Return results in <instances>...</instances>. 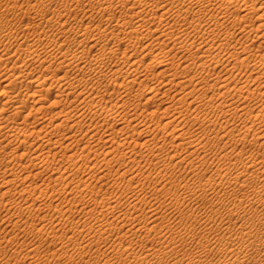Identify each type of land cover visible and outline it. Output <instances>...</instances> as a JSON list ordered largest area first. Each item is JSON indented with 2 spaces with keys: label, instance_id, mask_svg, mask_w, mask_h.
Wrapping results in <instances>:
<instances>
[{
  "label": "bare ground",
  "instance_id": "6f19581e",
  "mask_svg": "<svg viewBox=\"0 0 264 264\" xmlns=\"http://www.w3.org/2000/svg\"><path fill=\"white\" fill-rule=\"evenodd\" d=\"M46 1L47 0H36V2L34 3L27 4V10L33 8L45 10ZM49 1L59 3L63 0ZM65 1L67 2V5L63 10H61L60 8L52 10L47 9L44 13H42L43 15L41 14L42 17L40 18H42V20H38L39 23H35L38 26H52L53 24L56 25V28L52 29L54 35L48 33L46 35L44 34L46 36V40L48 39V42H57V37H65L64 42L68 39H73L77 44L76 49L78 51H74L75 53L67 51H65V53L64 51L62 52L63 48L60 44L59 50L62 52V54H59L61 55L59 59L61 60L58 66L54 69H52V67L56 61L53 62V60H55V58L58 56L53 53L55 55V58L52 59V61H50L49 58L45 57L46 55H44V53H49L51 49V46L47 44V42H43L44 48H42L41 46L37 47V45H40L38 41V44L35 42L37 45L28 44L27 47H22V44H19L16 49L12 50L10 45L4 43V40L7 41L16 39L15 41H17L20 38L26 40L30 37H28L29 34L26 33L25 35L18 37L20 34H22V32L24 33V29H20L21 27L17 30V32H19L20 34L16 33V35L12 34V30L7 33L4 32V34H1L2 31H0V79H3L1 82V85L3 86L0 87V98L2 97L0 99V185L5 188L4 191L0 192V205L7 207L13 201L19 205L21 211H23L24 209H27L29 211H41V209L44 207V203H42V201L41 203H38V199L41 196L48 194L50 191V193H53L56 190H58L60 194L62 191L67 192L68 187L75 184L79 187V189L73 190V188H71L70 191L67 192H71L70 194H73L70 199L68 198V200L71 201V204L68 203V200L67 204H65L63 203V201H60V199L59 201H56V204L49 203V205L53 204L54 208L61 213V221L66 219L65 215L67 216L69 213L72 214L74 212H78V210L74 209V206H76V201H82L86 194H92L95 190L102 191L105 188L106 190H108L109 185H114V183L111 184L113 180H107L108 174L111 173V169L116 167L110 165L114 161L119 162V166L117 165L118 169L114 168L116 170H114L113 172L115 173L116 171V174L119 175V178H121V180H126V182L130 184L135 180L141 183V177H143L144 179H149L152 177L163 178L165 176L161 175V172H156L155 175L152 172L145 174V172L142 173L138 171L136 173L137 169L143 166V162L145 165L148 164L151 166L153 164L148 160H144V155L147 154V152L159 157V160L156 162V164H174L175 166H177L188 161V164H190V166L196 170V164L199 163H196L195 161V154H198V157H200L201 153L199 154V150L206 147V144L209 141H213V139L216 138V142L218 140V142L222 141L225 143V146L222 148L226 150L225 152H223V154L221 153L220 157L218 158L219 161L222 162H218V164H222L221 168L220 166L217 168V171L218 169H220L219 173L217 172V176L213 175L210 176L209 179H205V183H203V180V184H200L201 182H199V185L195 184L191 186L189 185V183L185 185L189 188V191L191 193H196L198 190H207L208 188H210V185L213 187L217 183H226L228 185L226 188H223L224 190L221 195H217L218 199L215 202L214 200L212 202L211 200H208L212 205V209L210 210L216 215L220 216L219 219L225 223V226H222V230L220 232H216L215 234L216 239L223 242L221 246L219 245L221 244L220 242L218 244L219 247L216 246V248L218 247L217 254L219 253V259L204 263V260L207 259L206 253L208 251L210 252L211 250L209 248L210 239H208L206 235L203 236L202 239L198 237V252L190 257H186L187 259L175 257L174 259H171V261L168 260L167 264H264V254L260 256L258 254L257 258H253L254 255L251 254L252 251L256 250H262V252L264 251V231H262V229L259 227L260 223H264V152L261 151L262 153L253 154V152L252 154H247L244 151L247 148H243V150L238 149L240 148L239 146L237 147V143L239 141H250L255 145L264 144V132H262V134L259 133V130H256V128H258L260 124L262 126V123L264 122V106H261V108H256L257 103L256 105L254 104L255 106H247L249 105L248 103L242 104L246 102L244 100H247L248 97L255 92H259V95L261 94V96H264V81L258 82L257 80L258 75H264V70L260 69L261 66L264 67V53L259 54L254 58V64H251L252 59L250 56V50L254 47L253 45L255 39L254 37H252V34L254 32H256V35H258V33L261 31V33H259V37L263 38V40L258 44V49H264V1L258 4L257 1L252 0H140L139 2L134 1L133 3H130L131 0H127V2L122 5L119 10L123 13L125 18H119L121 20L116 19L118 22L114 26L112 24V19L115 17V14H111L108 10L113 9L112 6H114L113 3L115 0ZM235 3L237 4L236 6L234 5ZM215 5L221 6L225 9L226 12H228V14H232L235 17L234 24H232L233 26H228L229 24L224 25L220 21V19L213 13L212 9ZM154 7H159V9H162V13L159 16L153 14L154 18L158 19L157 21H159L160 24L163 23L167 27L162 29L161 27L154 26V28H152L151 26H149L147 29H145L146 31L144 30L145 36L149 37L150 35H154L156 39L162 41L163 45L168 39H172V41L174 42L173 47L179 48L184 47V45H186L188 49L196 47V52L192 54V56H181L178 58V60L175 59V55L173 56L169 52L170 50L164 53L160 51L161 53L158 54H156L157 51H153L155 54H150L151 52L149 54H146V52L141 58H136L132 64L129 63L130 66L129 64H127L129 67L127 69L125 68L126 70H124V65L120 67L121 63L119 64V56V58L117 57L118 59L116 58V61H114V58L121 49H119L120 46L115 42V44L111 43L112 41L110 39H107L108 42L101 43L102 41H104L102 40V38H122L120 36L126 33L127 29H130L131 32H128L127 34H130L131 37H134V39H136L135 37L140 34L139 28L144 27L145 25L140 23L143 20L142 18L145 19L148 16L149 11L151 10L150 8ZM9 9H11V7H9ZM78 9H81L84 12V17H86V15L90 13V18L88 17L90 19V24L85 25L90 29V32H87L83 28H80L84 24V20L82 19L75 22H69V14H76V11ZM96 10L102 12V14L98 18H96L94 15ZM107 14L108 16L106 17ZM252 14L256 15L257 17H254L255 19L249 20V17ZM191 15H193L192 21L188 25L184 26ZM1 18L4 17L1 16ZM5 22L7 21L4 19H0V26H3V24L7 25L8 22ZM159 22L157 25H160ZM171 22H177L176 24L182 23L181 26L183 25V28L180 31L179 28L178 33H174L173 31H171L173 29L170 28L171 30H169L168 28L171 26ZM77 23L79 24V28H74ZM66 25L70 26L69 29H64V26ZM236 29H240L239 35H237ZM30 30L33 31V29L31 28ZM115 30H117V32ZM11 34L13 35L12 38H10ZM34 35L36 38L38 37L39 40L42 37L41 32H37ZM50 36L53 37L49 38ZM198 38H201L202 40L198 42ZM131 44L132 42L130 43V45ZM96 45L100 46L99 48H97V53H94V58L85 61L88 53L90 52L89 49L97 47ZM170 45L172 46V43ZM237 48H241L239 52L236 51ZM214 49L216 52L213 51ZM233 49H235V51H233ZM126 50H128V48ZM123 52L124 51H122V53ZM170 54L172 56H170ZM132 55L133 53L131 54V56ZM135 55L136 54H134V56ZM126 57L130 58V56ZM106 59H109L114 63L108 66L111 69L110 72H108L106 67H103ZM145 62L148 63L144 65ZM141 65H144L145 68L143 67L142 69H140ZM155 66L162 68L160 71H158L159 73L157 74H161L165 78L164 81H161L159 83L156 82V84L154 83L152 85L150 84L151 86L147 93L151 95L145 98L144 104L153 102L154 105H151L153 106V108H149L148 106L146 108H143L141 107L143 104L142 98L140 99L139 96L144 95L145 92L142 94V92L140 93L141 89L135 88L136 85L141 87L146 78H148V81L149 75H153V77H155L157 72L155 71L156 69L151 70ZM180 66H184L183 71L179 70ZM222 66L224 69H221ZM250 66L251 68L253 67L252 70H249ZM42 67L49 69V72L47 73L48 75L44 73V71L41 69ZM72 67H75L79 71V73L76 75H69V69ZM148 68L150 70H148ZM192 68H196L197 70L194 74L190 75V70ZM217 68L221 69L220 73H223L221 75H225L224 78H220L221 75L218 76V73L216 74L218 78H215L216 75L213 76V74L216 73L215 70ZM62 70H64L65 73L58 76V72ZM89 70L95 71V74L91 79H87L85 76V73ZM204 74H207L208 76L205 77ZM238 74H240V78L235 79ZM254 74L257 75L254 76ZM155 78H158L157 75ZM104 80H107V82H105ZM153 80L154 79H152V82ZM159 80L161 79H158V81ZM184 81H188L186 82L188 84L184 83V86L181 85L182 87L180 86V89L182 90L179 89L180 91H178L176 88L174 89H176L177 91H173L172 87H170L172 82L174 84H177ZM91 82L97 83V86L99 88H113L116 91H122L124 89V95L122 94L123 96L121 98V101L104 105L96 100L95 96V102L92 103L81 101L78 105L69 110H64L62 108L61 110L56 112L49 111V109H51L49 107L59 106L60 102L64 99L65 96H69L75 93L76 96L87 97V95L90 93L88 87ZM255 82L258 83L255 84ZM169 83L171 84L168 87ZM112 85L114 86L112 87ZM172 91L174 93H172ZM97 92H99V90ZM160 93H163L164 95L172 93L170 97L171 99L167 100V98L165 99L164 97V100L161 99V101L159 99H156ZM48 97H50V99H48ZM263 98L264 97H262V99ZM257 99H255L254 101L257 102ZM249 101L251 100H248V102ZM47 102H49V104H47ZM198 102L204 105L206 104L208 106L207 108L210 109L205 111L206 108L203 107L205 109V112L201 111V113L194 106V104H198ZM259 102L261 103V101ZM183 104H187V106H183V108ZM242 105H246L247 107ZM143 106L145 107V105ZM130 107L132 110H130ZM245 107L246 109L248 108V110H246ZM123 108L124 110L123 112H121V109ZM7 110H10L11 114L9 116H3V114ZM245 110L248 111L251 115L241 117L238 123L234 120H232V123L230 122V119L232 117H235L236 119L239 118V116L237 117V115L241 114L243 116V114L246 113ZM86 112H90L95 115L97 114L98 117H87L86 115H84ZM49 113H51L49 115L50 117H47ZM211 114L215 117H211ZM101 115L104 116L103 122H101L102 118H99ZM186 116L193 118V123H191L192 127H194L193 124L195 122L200 123V121H207L206 123L209 122L210 126L208 125L209 127H203L201 131L199 130L200 128L197 129V131L199 130L198 136V134H195L196 131L192 132L190 131V129L189 132L188 129L186 130V127L184 129L180 126L182 124L181 120L185 119ZM179 117H181L182 119H179ZM186 121L187 120H185V122ZM105 122L110 125L117 124L119 128L113 129L112 127H107L110 125ZM202 124L204 125V123ZM105 125L107 126L104 127ZM62 128L64 130L62 132V136L59 137L57 136L56 131L61 130ZM236 130L239 132L237 133ZM77 133L81 134V136L78 137ZM141 135L144 136V140L138 141ZM85 139L87 140L85 141L82 152L78 154L77 159H75V153L67 154V152L73 150L74 141L79 144ZM231 140H234L233 142H236V145L229 146V141L230 144L232 143ZM64 141L69 142L67 144H64ZM101 142L104 144L101 145ZM169 143L170 145L168 146ZM216 144L219 145V143ZM31 146H35V150L33 152H31L30 150ZM122 146L124 147L123 150ZM9 147H11L12 149L10 151H7ZM44 147H48V149L43 150ZM59 147L61 148V150L65 151L63 158L67 159V161L86 164L89 171L85 177L80 176L77 180L73 177L71 178V175L68 173L70 165L67 164L63 165L62 163H55V165L49 168L46 167L45 163L50 159L59 160V158L57 157L59 152H53L55 148ZM184 153L185 155H183ZM235 153L237 155L236 160H233V155ZM26 156L28 157L27 159L29 160V164L23 165L22 170H20L21 172L18 173L19 171L16 170V172L18 171L16 173L14 171L15 163L22 160ZM192 156L194 158H191ZM204 156V159L206 158V156L208 157V155ZM211 156L213 158L214 155ZM189 159L191 160L189 161ZM200 159H202V157H200ZM204 161L207 160L205 159L202 162ZM213 161L217 164L215 159ZM213 161H210V163ZM198 162L201 163V161ZM204 164L202 165L204 168H206ZM122 165H124L125 169L121 168ZM94 166H98L100 168V173L96 174L94 172H91ZM107 168L109 169V171H106L108 170ZM49 169L53 170L52 173H50V175H48L46 178H42V181L38 184H35V180L40 179L38 175H44V172L46 170L50 171ZM141 171H143V169ZM200 173H202V171ZM210 173L211 172H209V174ZM199 175L201 177V174ZM114 178L116 179V175ZM144 179L142 180L145 181ZM94 181L102 182V184L98 186L96 183H94ZM178 182L181 183L182 179L181 181L178 180ZM175 185H178V183H176ZM220 186L221 185H219V187ZM248 187H252V191L248 193L247 196L240 197L244 190ZM234 190H238L242 193H238ZM210 191L212 190L210 189ZM218 191L216 192L218 193ZM136 194H134L133 196L128 195L130 198L128 197L127 199H125L124 203L130 207L129 209L132 208L133 211H140V208H143V203L150 204V201H147L148 199L146 200L145 196L138 197V194ZM157 194L159 193L157 192ZM16 195L17 197H20L19 200L17 197H15ZM33 195L35 196L31 197ZM205 196H207V193ZM94 198V201L97 205L103 203L105 205L109 204V206L107 211H105L104 208H101L95 215H92L89 213L88 205L82 202L84 206L79 211L85 214L87 213V216L88 214L93 216L95 218V222H97V225H99V229H95V227L97 226L96 223L94 222L96 226L92 225V222H90L89 219L86 218L87 222L83 225V227L85 228L87 225V228H89V230L86 232L87 236L90 233L94 232L92 233V236L98 234L99 236H97V238L103 242V240H105V237L108 238L105 234H112V232L120 233V230L122 228L126 229V231L122 235H119V237L128 233L135 235L139 233L141 229H144L141 222L132 223V219H130L131 217L128 218L127 216L128 219H124L123 217H121V214L115 212L114 209H111L114 205H116L113 203L114 200L112 201L107 199L108 201H106L103 198L98 199V196H95ZM257 199L262 201L263 203L260 206V210L247 217V204ZM115 201L120 200L115 199ZM119 203L120 202H118L117 204ZM121 203H123V200ZM152 203L153 202H151V204ZM151 204L149 206V210H152V214H157V208H154ZM176 204H178L177 201ZM216 205L224 207L226 212L222 213L219 210H214L213 208ZM127 210L125 211L127 212V214H129V211ZM130 212L132 213V211ZM70 214L67 216V218L70 217ZM108 214H110L109 217H112V220H109L110 218H108ZM132 214H129V216ZM157 215L155 216L157 217ZM232 218H235V220H233ZM39 219L41 220L42 217H40ZM213 221H216L215 218ZM90 223L91 225H88ZM59 226L60 222H56L55 224L51 225L50 229H48L45 228L44 225H41L39 221V224H32L31 232L33 231V234L35 233V236L37 234V236L40 237L39 239H44L49 236L53 237L54 242H58L57 244L59 245V247H63L66 243V239H68L69 237L73 238L74 236H76L77 232L79 234L80 232H84L83 228L81 229L75 227V229H72L71 232L65 231L64 233L58 235L57 230ZM146 227L147 226L145 225V228ZM157 227V224H152L148 226L147 229L149 230V232H151V230H153L154 232ZM44 233L52 234L48 236L41 235ZM154 234L156 235L157 233ZM198 234L199 233H197V235ZM192 237L194 240L195 234H193ZM93 238L91 239L90 237L89 240L93 241ZM176 239H173L174 242L176 241ZM183 241L185 242V239ZM115 244L116 243H114L113 245ZM121 246L123 245H116L112 248L113 250H115ZM128 246L129 245H127L126 247ZM126 247L124 249H121L120 251L125 252L127 255H130L133 258L134 262L139 264H161L163 258L167 254H169V251L166 249H158L155 260L152 261V258H150V256L145 252V255L142 256L138 252L136 253L134 251H131L132 249ZM37 250L38 246H31L28 250V254L33 255V252H35L36 254ZM262 252L260 254H262ZM57 253L58 250L52 253L53 258L54 256H57ZM151 253H153V251ZM154 254H156V252ZM114 255H118V252H116V254ZM39 258H41V256ZM109 259L110 258L108 257L102 264H107L109 262Z\"/></svg>",
  "mask_w": 264,
  "mask_h": 264
},
{
  "label": "rangeland",
  "instance_id": "374dc122",
  "mask_svg": "<svg viewBox=\"0 0 264 264\" xmlns=\"http://www.w3.org/2000/svg\"><path fill=\"white\" fill-rule=\"evenodd\" d=\"M134 1L139 2L140 0H131L130 3H133ZM252 1H257L258 4H260L264 0H252ZM34 2H36V0H0V19L6 20L8 23L7 22H5V23H7V25H9V26H7L6 24H3V26L4 25H6V26H4V27L3 26H0V31H2L1 34H4V32L7 33V32H10L12 30V34L13 35H16V33L20 34L19 32H17V30L21 27L20 29H24V33L22 32V34H20L18 37H21L22 35H25L26 33L29 34V35L28 34L27 35H28V37L29 36L30 37L28 39H26V40H23L22 38H20L17 41H15L16 39L15 40L14 39L7 40V41L4 40V43L10 45V47L12 48V50L16 49L19 46V44H22V47H27L28 44H35V45H37L39 43L40 45H37V47L38 46L39 47L41 46L42 48H44L43 47V45H44L43 42L44 43L47 42V44H49L51 46L50 48L52 50L50 49V52L49 53L48 52H45V50H44L45 53L44 52L43 53H44V55H46L45 57L49 58V60L52 61V59L55 58L54 57L55 55L58 56V57L55 58V60H53V62L56 61L54 63V65H53V67H52V69H54V68H56L58 66V64H59V62L61 60V59H59V57L61 56L59 54H62L63 51H64V53H65V51H67V52H73V53L77 52L78 51L76 49L77 48V44H76L75 40H73V39H68V40H66L64 42L65 37H61V38L60 37H57V42H48V39L46 40V36L45 35L47 33L54 35V33L52 32V29L53 28H56V25L53 24L52 26H45V25L44 26L43 25L38 26L35 23H37V22L39 23L38 20H42V18H40V17H42V15H43L42 13H44L47 9L52 10V9H59L60 8L61 10H63L65 8V6L67 5V2L65 0H63V1L59 2V3H56V2H51V1L47 0L46 3H45V10H43V9H36V8L27 10L28 9L27 8V4L34 3ZM126 2H127V0H115L114 3H113L114 6H112L113 9L112 10H108L111 14L112 13L115 14V17L112 19L113 26L117 24V22H118L117 20L119 18H125L124 15H123V13L121 11H119V10H120V7L122 5H124ZM234 5L236 6L237 4L235 3ZM6 7H8V8H6ZM9 7H11V9H9ZM6 9H8V10H6ZM150 9L151 10L149 11L148 16L147 17L145 16L146 17L145 19L142 18L143 20L141 22L139 21L140 23H142L143 25L145 24V25H144V27L139 28L140 29L139 30L140 31L139 33L140 34L137 37H135L136 39H134V37H131L130 34L129 35L127 34L128 32H131L130 29H127L126 30V33H124V34H122V36H120L122 38H125L126 40L125 39H122V38L114 39L113 37H109V38L107 37L105 39L102 38V40H104V41H102L101 43L108 42V40L110 39L112 41L111 43H113V44L117 43V45L120 46L119 47V49L121 48L120 51L121 50L124 51L123 53H122V51L121 52L119 51V53H118L119 55L117 54L116 57L114 58V61H116L115 59L118 56L120 57V58L118 57L120 59L119 64L121 63L120 64V67L122 65L125 66L124 67V70H126L130 66V64L133 63V61L136 58H138V57L141 58L146 52H147L146 54H149L150 52H151L150 54H153L154 52L157 51L156 54H158V53H161L160 51H162L164 53V52H168L170 50L169 52L173 56L174 55L176 56L175 57L176 60H178V58L181 57V56H192V54H194L196 52V47H194L192 49H188L186 45H184V47H179V48L173 47L174 42L172 41V39H168L166 41L167 43L165 42L167 45L165 43L163 45L162 41L156 39V37L154 35H150L149 37H146L145 36V31H146L145 29H147L149 26H151L152 28H154V26L155 27H161L162 29H164V28L167 27L163 23H161L162 24V26H161L160 22L157 21L158 19H155L154 16H153V14L159 16L162 13V9H159V7H154V8H150ZM212 11L220 19V21L224 25H228L229 24L228 26H233L232 24H234L235 17L232 14H228V12H226L224 8H222L219 5H215L213 7ZM89 14L86 15V17H84V12L81 9H78L76 11V14L75 13H72V14H69L70 16L68 15L69 16L68 20L70 19L69 22H75V21H78L80 19L84 20V24L80 28H83L85 31L90 32V29L85 26L87 24H90V22H89V20H90L89 19L90 18L89 16L90 15ZM101 14H102V12L101 11H98V10H96L95 13H94V15H95L96 18H98ZM1 16H3L4 18H1ZM107 16H108V14L106 15V17ZM251 16H250L251 18L249 17V20L250 19H255L257 17L254 14H252ZM192 17H193V15H191L188 18L187 23L185 22L186 24L184 26L188 25L192 21ZM127 18H130V17H127ZM119 20H121V19H119ZM152 21H153V23H152ZM158 22H159L160 25H157ZM171 23H170L171 26L168 25V26H170L168 28H169V30L173 29L171 31H173L174 33H178V29L180 28L179 29V31H180L183 28L182 27L183 25L181 26L182 23L181 24L180 23L179 24H176L177 22L176 23L175 22H171ZM32 24H34L36 27L34 25H32ZM172 25H173V27H172ZM9 27H10V29H9ZM29 27L31 29H33V31L30 30ZM69 27H70L69 25H66V26H64V29H69ZM75 27L79 28V24L77 23L76 26H74V28ZM28 31L31 32V33H29ZM115 31L117 32V30H115ZM143 31H144V33H143ZM34 32L35 33H37V32L40 33L41 32V34H42V37L40 39L41 42H40V40H39L38 37H37L38 39L35 37V35H34L35 33ZM236 32H237V35H239L240 34V29L239 30L236 29ZM259 33H261V31ZM259 33H258V35H256V32H254L252 34V37H254L255 41H254V45H253L254 47L250 50V56H251V59H252L251 64H254V62H255L254 58L257 55L264 53V49H262V48H259L258 49V44L263 40V38L259 37ZM12 34H11V37L10 38H12V36H13ZM140 35H141V38L142 39L140 38ZM52 37L53 36H50L49 38H52ZM54 38H55V36H54ZM201 40H202L201 38H198V42H200ZM35 42L36 43L38 42V43L36 44ZM131 42H132L133 45L132 44L130 45ZM171 43H172V46L170 45ZM60 44H61V46L63 48L62 52L59 50ZM96 46L97 47L91 48L92 50L89 49L90 52L88 53V56L86 57L85 61H87V60H89L91 58H94V55L97 53V48H99L100 45L99 46L96 45ZM162 46H163V48H162ZM170 46L173 47V48H171ZM127 48H128V50H126ZM162 49H165V50H162ZM240 49L237 48L236 51L239 52ZM158 50H159V52H158ZM125 51H126V53H125ZM213 51L216 52L215 49ZM233 51H235V49H233ZM53 53H55V55ZM130 53L131 54L133 53V55L131 56ZM134 54H136L135 56H137V55L138 56L135 57ZM171 54H170V56H172ZM125 55L126 56H130V58L129 57L127 58ZM50 57H51V59H50ZM123 57L124 58L126 57V58L124 59ZM147 63L148 62H145L144 65H146ZM112 64H114V63L111 60L106 59V61L103 64V67H106L107 70H108V72H110L111 69L108 66H110ZM127 64H129V66ZM144 65H141L140 66V69H142L144 67ZM183 68H184V66H180L179 67V70H182L183 71ZM220 68L219 69L217 68L215 70L216 73L213 74V76H215L217 73H218L217 74L218 76L221 75V74H223V73H220V70L221 69H224L223 66H222L221 69ZM249 68H250L249 70H252L253 67L251 68V66H250ZM41 69L44 71L45 74H47L49 72V69L48 68L42 67ZM161 69H162L161 67H156V66L153 69H151V70L157 71L156 72V75L158 77L157 79L155 78L156 75H155V77H153V75H149V80L147 81L148 78H146L145 82L141 85V87L138 86V85H136V88L135 89H141L140 93L142 92V94L144 92L146 93V95H145V93H144V95H142L143 97L142 96H139L140 99L142 98L143 104H142L141 107H143V108H146L147 106L149 108L150 107L153 108V106H151V105H154L153 102L148 103V104H146V103L144 104V102H145V98L147 96H150L151 95V94L147 93L149 91V89H150V86L152 84H154V83L156 84V82L159 83L161 81H164V78L165 77L163 75H161V74H157V73H159L158 71H160ZM260 69L261 70H264V67L261 66ZM148 70H150V69L148 68ZM196 70H197L196 68H192L190 70V73H191L190 75L194 74L196 72ZM64 73H65L64 70L59 71L58 72V76L63 75ZM78 73H79V71L75 67L70 68L69 69V72H68L69 75H76ZM94 74H95V71L89 70V71H87L85 73V76H86L87 79H91V78H93ZM239 75L240 74H238V76L235 77V79L240 78ZM256 75L257 74H254V76H256ZM150 76H152V77H150ZM204 76L207 77L208 75L207 74H204ZM216 76H215V78H218V76L217 77ZM224 76L225 75H221L220 78H224ZM152 79H154L153 82H152ZM158 79H161V80L158 81ZM2 80L3 79L1 78L0 79V87L3 86V85H1L2 84L1 83ZM257 80H258V82H263L264 81V75L263 74L258 75ZM105 82H107V80ZM186 82H188V81L180 82V83H177V84H174L172 82V84L171 83L168 84V87L171 84L170 87H172L173 91H177V90L180 91V90H182L180 88L182 86H184L185 85L184 83H186ZM257 83L255 82V84H257ZM186 84H188V83H186ZM254 85H252V86H254ZM113 86L114 85H112V87ZM198 87H200V86H198ZM174 88H176L177 90L174 89ZM88 89H89L90 93L87 95V97H84V96H76L75 93L72 94V95H69V96H65L64 99L60 102V105L59 106L49 107V108H51V109H49V111L56 112V111L61 110L62 108L64 110H69L71 108H74L81 101H86V102L92 103V102H95V96H96V100H98L99 102H101L104 105L105 104H112L113 102H117V101L120 102L122 96L124 95L123 94V90L124 89L122 91H120V90L119 91H116L113 88H111V89H106V88H103V87H100L99 88L97 86V83H95V82H91L89 84ZM98 90H99V92H97ZM110 90H112V91H110ZM113 91H116L117 93L116 92H113ZM173 91H172V93H174ZM172 93L171 94H166V95H164L163 93H160L157 96L156 99H159L161 101V99L164 100V98L165 99L167 98V100H170L171 99L170 97H171ZM255 93L252 94L251 96H249L247 100H244L246 102L245 103H242V104H247L248 103L249 105H247V106H255L256 103H257L256 108L257 107L258 108H261V106L263 107L264 106V98L262 99V97H264V96H261V94L259 95V92H255ZM257 93H258V95H257ZM48 99H50V97H48ZM255 99H257V102L254 101ZM248 100H251V101L248 102ZM242 101H243V99H242ZM259 101H261L262 104ZM251 102H252L253 105L251 104ZM253 102H255V103H253ZM47 104H49V102H47ZM199 104H201V103L198 102V104L196 103V104H194V106L200 112L201 111L202 112H205V111H207V110L210 109V108H207L208 106L206 104L205 105L204 104L199 105ZM143 105H145V107ZM196 105L198 107L200 106L199 107L200 109ZM183 106L186 107L187 104L186 105L183 104L182 107ZM242 106H246V105H242ZM203 107L206 108V110ZM246 107H245V109H246ZM191 108H194V107H191ZM251 109H253V108H251ZM123 110H124V108L121 109V112H123ZM130 110H132L131 107H130ZM246 110H248V108ZM246 110H245L246 113H244L243 116L241 114L240 115H237V117L239 116V118H236V119H235V117L234 118L232 117L233 119L231 118L230 119V122L232 123L233 122L232 120H234V121H236L238 123L241 117L250 116L251 114L248 111H246ZM10 114H11V111L10 110H7L3 114V116H9ZM50 114L51 113H49L47 115V117ZM84 115H86L87 117L92 116L91 118H95V117L97 118L98 117L97 114L95 115V114L90 113V112H86ZM188 117L189 116H186L187 119L186 118L185 119H182L181 117H179V119H182L181 120L182 124L180 126L183 127L184 129L186 127V130L188 129V131L190 129H191L190 131H192V132L193 131L194 132L196 131L195 134H198V136H199V132H198L199 130L201 131L203 129V127H206V126L209 127L210 126L209 122L206 123L207 121L206 122L205 121L204 122L200 121V123L199 122L198 123L195 122L193 124L194 127H192L191 123H193V118L192 117H189L188 118ZM211 117H215V116L211 114ZM91 118H89V119H91ZM99 118H102L101 119L102 120L101 122H103L104 116L101 115ZM185 120H187V121L185 122ZM107 122H111V121H107ZM107 122H105V123H107ZM202 123H204V125ZM108 125H110V124H108ZM113 125H110V126L105 125L104 127H106V126L107 127H110V128L112 127L113 129H118L119 128V126L117 124H113ZM201 125H202V127H201ZM197 129H199V130L197 131ZM63 130H64L63 128L61 130H57L56 131L57 132V136L61 137ZM256 130H259V133L264 132V122L262 123V126L260 124V126L258 128H256ZM236 132L238 133L239 131L236 130ZM77 136L80 137L81 134L77 133ZM143 138H144V136L141 135L139 137V140L138 141L144 140ZM86 140L87 139H85L84 141H82L81 143H79L80 145L76 141H74L73 142V150L70 151V152H67V154L75 153V159H77L78 158V154H80L82 152V149L84 147V144H85V141ZM211 141H209L210 143L208 142L206 144L207 145L206 147L201 148V150H199V154L201 153L200 154L201 155L200 157H202V159H200V157H198V154H195V156L193 155L195 157L196 163H199V164H196L197 166L195 167V168L199 169V170L196 169L198 172L194 168H192L190 166V164H188V161L185 162V163H182L180 165H177V166H175L174 164H170V165L169 164L163 165V163L156 164V162L159 160V157L153 155L152 153H148L147 152V154L144 155V160L145 161L148 160V161L152 162L153 164L150 166L148 164L145 165L144 162H143V164H142L143 166L142 167H140L138 169L136 168L137 169L136 173L138 171L139 172H142V173L145 172V174H147L149 172H152L155 175L156 172H161V175H165V176L163 178H161V177H159V178L152 177V178H149V179H144L143 177H141V179H140L141 180V183H139L138 181L135 180V181H133L130 184V183H127L126 180H124V181L121 180V178H119V175L116 174V171H115V173L113 172L114 170L118 169L117 165L119 166V164H118L119 162L114 161L110 165L111 166H116V167H114L116 169H114V168L111 169V171H110L111 173L108 174V177H107L108 178L107 180H110V181L113 180L111 182V184L114 183V185L113 186H110L109 185L108 186V190H106V188H105L102 191H96L95 190L94 193H92V194L91 193L90 194H86L85 197L83 198V200L82 201H79L80 203L76 201V206H74V209L78 210V212H74L72 214L69 213L70 214V217L69 218H67V216L69 214L67 216L65 215V218L66 219L61 220V221H60V218H61L62 215H61L60 212H58V210H56L54 208L53 204H56V201H59V199H60V201H63V203L67 204L68 198L70 199L73 196V194H70L71 192L70 193H67V192L70 191L71 188H73V190H78L79 189V187L77 185H75V184L70 185L69 186L70 188L68 187L67 192L66 191H62L61 194H60V192L58 190H56V191L54 190L55 192H53V193H50L51 192L50 191L49 192L50 194L48 193V194H46L44 196H41L38 199V203H41V201H42V203H44V205H43L44 207L41 209V211L40 210L29 211L27 209H24L23 211H21V209L19 208V205L16 202H13V201L7 207H4V206L0 205V264H3V263H5V264H46V263L47 264H52V263L53 264L54 263L55 264H60V263L61 264H64V263L65 264H102L108 257L110 259H109V262L107 264H139V263L134 262L133 258L130 255H127L125 252H121L120 251L121 249H124L127 245H129V246L126 247V248L132 249L131 251H134L136 253L138 252L142 256L145 255V253L148 254L150 256V258H152V261L155 260V256L157 255L158 249L159 250L161 248L166 249V250L169 251V254H167L163 258L161 264H167L168 263V260L171 261V259H174L175 257L176 258L187 259L186 257H190L193 254H195L196 252H198L199 251V247L197 245L198 240H199L198 237H200V239H202V237L203 236H206V235H207V238L210 239L209 248L211 249L210 250L211 253L209 251H208L209 253L208 252L206 253L207 259L204 260V263H208V261H211V260L212 261L218 260L219 259V253L217 254V248L219 247L218 244L220 242L221 244H219V245L221 246L223 244V242L220 241V240H217L215 234H216V232H220L222 230V228H223L222 226H225V223L219 219L220 216L216 215L214 212H212L210 210V209H212V207H211L212 205L210 204V201H208V200H211V202L214 200V202H215L218 199L217 195L218 194L221 195L222 192H223V190H224L223 188H226L228 185L226 183L225 184H221V183L219 184V183H217L216 185H214L215 187L214 186L212 187L210 185L209 186L210 188H208L207 190H198L196 193H191L189 191V188L185 185V184H188V183L191 186L192 185H195V184L199 185L198 184L199 182H201L200 184H203V183L206 182L207 178L209 179L210 176H213V175L215 176L217 174V172L219 173V170L220 169H218V171H217V168L219 166L221 168V166H222L221 163L222 162L219 161L218 158L220 157V154L221 153L223 154V152L226 151V150H224L222 148V147L225 146V143L222 142V141H219L218 142V140L216 142V138L213 139L214 143H213V141L212 142ZM233 141L234 140H231V142H232L231 144H230V141H229V146L236 145V142L234 143ZM64 142H65L64 144H67L69 141H64ZM215 142L216 143H219V145L216 144ZM246 142H247V145H246ZM100 144L103 145L104 143L101 142ZM169 145H170V143L168 144V146ZM238 146L240 147L238 149H243V148L245 149V148H247L246 150L243 149L247 154H252L253 152H254L253 154L264 152L263 151L264 144H262V145H255V144H252L250 141L249 142L248 141H245V142L244 141H239L237 143V147ZM123 148L124 147L122 146V150H123ZM11 149L12 148L9 147L7 149V151H10ZM47 149H48V147H44L43 150H47ZM30 150H31V152H33L35 150V146H31ZM57 151L59 152V154L57 156L59 158V160H52V159H50L48 162L45 163L47 168L55 165V163H62L63 165H66V164L67 165H70V168L68 170V173L71 175L70 176L71 178L73 177V178H75L77 180L80 176H84L85 177L87 175L89 169L87 168L86 164H84V163L79 164V162L74 163L72 161L69 162V161H67V159L63 158V155L65 154V151L64 150H61L60 147L59 148H55L53 150V152H57ZM214 153H216V154H214ZM203 154L204 155H208V157L206 156V158H205L208 161V163H207V161L202 162L203 160H205L204 159L205 156ZM183 155H185V153ZM211 155H214L213 158H212ZM193 156L191 158H194ZM236 156L237 155L235 153L233 155V160H236ZM27 158L28 157L26 156L22 160L17 161L15 163V168H14L15 169L14 170L15 172H16V170H18L19 172L18 171L17 172L20 173L21 172L20 170H22L23 165L29 164V160ZM60 158H62V159H60ZM0 159H1V155H0ZM214 159L217 162V164H218V162H221V163L218 164V166H217V164L213 161ZM190 160L191 159H189V161ZM209 160L210 161H213V162L210 163ZM198 161H201V163L198 162ZM112 164H114V165H112ZM202 164H204V166L206 168H204ZM207 164H210V165L212 164L211 165V169H210V165H207ZM98 166H100V165H98ZM98 166H94L92 168L91 172H94L96 174L100 173V168ZM121 168L122 169H125L124 165H122ZM142 169H143V171H141ZM200 169H202V170H200ZM49 170L50 171L46 170L47 172L45 171L44 172V175H38L40 179H36L34 183L35 184H38L39 182L42 181V178H46L48 175H50V173H52L53 170L52 169H49ZM203 170H205L206 172L203 171ZM106 171H109V169L106 170ZM201 171H202V173H200ZM208 171L211 172V173L209 174ZM196 174H197V178H196ZM199 174H201V177L202 178L200 177ZM207 174H209V175H207ZM115 175H116V179L114 178ZM204 176H205V178H204ZM142 179H144L145 181H143ZM181 179H182V182L179 183L178 180L181 181ZM203 180H204V182H203ZM94 183H96L98 186L102 184V182H97V181H94ZM176 183H178V185H175ZM219 185H221V186L219 187ZM222 185H223V187H222ZM164 186H166V187H164ZM158 187H159V189H158ZM210 189L212 191H210ZM4 190H5V188L2 185H0V192H2ZM199 191H201V192H199ZM202 191H204V192H202ZM216 191H218V193ZM234 191H237L238 193H242V192H240L238 190H234ZM251 191H252V187L246 188L244 190V192L241 194L240 197L247 196V194L250 193ZM155 192H156V194H155ZM157 192L159 194H157ZM136 193L138 194V197H140V196L144 197L145 196L146 197V200L148 199L147 201H150V204H151V202H153L151 205H153L154 208H157V214L158 215L157 214H152V210H149L150 209L149 208L150 204H146V203H143V205H142L143 208L142 209L140 208V211L139 210L133 211L132 208L129 209L130 207L127 204H125L124 201H125V199H127L129 197L128 195L133 196ZM206 193H207V196H205ZM27 195H29V194H27ZM83 195H82V197H83ZM208 195H209V197H208ZM34 196L35 195H33L31 197H34ZM55 196H57L58 198L55 197ZM95 196H98L99 197L98 199L103 198L106 201H108V200H112L113 201L114 200L113 203L116 204V205H114L111 209H114L115 212L121 214V217H123L124 219L127 218V216H128V218L131 217L130 219L136 220V221H132L131 220L132 223L133 222H141L143 224V228L144 229H141V231L139 233L135 234L136 236L134 234H129L128 233L126 235L124 234L123 236H120L119 237V235H122L126 231V229L122 228L120 230V233L121 234L118 233V232L117 233L116 232H112V234L111 233L110 234H105L108 237V238L105 237V240L107 242L105 240H103V242H102L100 239H98L97 236H99V235L96 234V233H95L96 235L92 236V233H94V232L90 233L87 236L86 235V232L89 230V228H87V225H86L85 228L83 227V225L86 224V222H87L86 221V218H88L89 221L92 222V225H95V223L97 225V222H95V218L93 216H91L90 214L95 215L98 212V210H100L101 208H104L105 211H107L108 206H109V204H106L105 205L103 203L97 205L96 202L94 201L95 200V198H94ZM15 197H17V195ZM17 198L19 200L20 197H17ZM52 199H53V201H52ZM115 199H118L120 201H115ZM178 199H180V200H178ZM122 200H123V203H121ZM176 201H177L178 204L180 202V204L179 205L176 204ZM82 202L84 204L88 205V209H89V213H90V214H88V216H87V213L85 214V213H82V212L79 211L84 206V204ZM115 202H117V203L120 202V203L117 204ZM49 203H53V204L49 205ZM68 203L71 204V201L68 200ZM262 204H263L262 201H260L258 199L255 200V201H253V202H251V203H249V204H247V206H246L247 215L246 216L248 217L249 215H251V214L256 213L257 211H259L260 210V206ZM127 209H129V210H127ZM213 209L214 210H219L222 213H225L226 212L225 208L222 207V206H220V205L214 206ZM125 210L129 211V214H132L133 213L132 214L133 216L132 215L129 216V214H127V212ZM130 211H132V213ZM155 215H157V217ZM5 216H6V219H5ZM109 216H110V214H108V218H110L109 220H112V217H109ZM40 217H42L41 220L39 219ZM3 218L5 219V221H4ZM214 218L216 220L215 222L213 221ZM233 220H235V218ZM39 221H40V224L41 225H44L45 228H48V229H50V227H51L52 224H55L56 222H60V226L58 227V230H57V234L58 235L64 233L65 231L71 232L72 229H75V227H78V228H81V229L83 228L84 232L83 233L80 232V234L77 232L76 236L73 237L74 239L72 237H69L70 240H69V238L66 239L65 245L63 247H59V245L57 244L58 242H54L53 237H50L49 236V237L44 238V239L43 238L42 239H39L40 237L37 236V234L35 236L34 235L35 233L33 234V231L31 232L32 224H34V223L39 224ZM148 223H149V225H148ZM152 224H157L158 227H157L156 230H154V232H153V230H151V232H152V234H151V232H149V230L147 229V227L150 226V225H152ZM88 225H91V223L88 224ZM145 225L147 226L146 228H145ZM259 227L262 229V231H264V223H260L259 224ZM19 228H21V229H19ZM95 229H99V225H97L95 227ZM28 230H30V231H28ZM168 230H171V231H168ZM154 233H157L158 235L157 234L155 235ZM192 233L195 234L194 240H193V237H192L193 236ZM197 233H199V234L197 235ZM51 234L44 233V234H41V235L48 236V235H51ZM148 234H149V236H148ZM4 235H5V237H4ZM137 235H138V237H137ZM140 235H141V237H140ZM182 235H184V236H182ZM89 236L91 237V239L94 237L93 238L94 240L93 241H90L89 240L90 239ZM176 238H179V239H176ZM181 238H182V240H181ZM85 239H87V240H85ZM173 239L174 240L176 239V241L174 242ZM184 239H185V242L183 241ZM121 241H123V242H121ZM117 242H119V243H117ZM120 242H121V244L123 246H121V247L113 250L112 247H114L116 245L117 246L121 245ZM213 242L215 243V245H214ZM114 243H116V244L113 245ZM187 243H189V244H187ZM213 245H214V247H213ZM31 246H33V247L38 246V250H37L36 254H35V252H33V255L28 254V250L30 249ZM107 246H108V248H107ZM169 246L172 248V250H171V248ZM216 246H218V247L216 248ZM109 248H111V249H109ZM174 248H175V250H174ZM155 249H156V251H155ZM57 250H58L57 256H54V258H53L52 253L54 251H57ZM96 251H98V252H96ZM152 251H153V253H151ZM154 251L156 252V254H154L155 253ZM172 251H173V253H172ZM116 252H118V255H114V254H116ZM261 252H262V250L261 251L256 250V251H252L251 254L254 255V256L252 255L253 258H257L258 257V254H259V256L264 254V251L262 252V254H260ZM170 253H172V254H170ZM25 254H27V255H25ZM113 255H114V257H113ZM31 256H33V257H31ZM40 256H41V258H39ZM114 258H116L117 260L114 259ZM111 259H113V260H111ZM111 261H112V263H111ZM42 262H44V263H42Z\"/></svg>",
  "mask_w": 264,
  "mask_h": 264
}]
</instances>
